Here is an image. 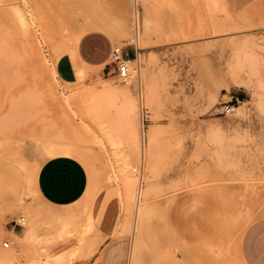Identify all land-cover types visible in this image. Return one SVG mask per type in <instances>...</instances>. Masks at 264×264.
Here are the masks:
<instances>
[{"label":"rangeland","instance_id":"rangeland-1","mask_svg":"<svg viewBox=\"0 0 264 264\" xmlns=\"http://www.w3.org/2000/svg\"><path fill=\"white\" fill-rule=\"evenodd\" d=\"M98 23L113 46L137 51L131 83L116 69L60 82L67 38ZM228 102L232 113H212ZM57 156L88 176L68 206L35 187ZM181 194L202 198L193 240L171 226ZM30 208L37 233L23 239L16 222ZM263 208L264 0L237 14L225 0H0V264H242L236 224Z\"/></svg>","mask_w":264,"mask_h":264},{"label":"crops","instance_id":"crops-1","mask_svg":"<svg viewBox=\"0 0 264 264\" xmlns=\"http://www.w3.org/2000/svg\"><path fill=\"white\" fill-rule=\"evenodd\" d=\"M254 0H225L229 12L241 13ZM71 36V34H70ZM70 36L66 41H69ZM112 41L101 31L84 34L76 49L63 53L54 63L58 80L64 84L77 81V70L83 69L91 75H109L115 67L109 62ZM127 59L135 58L137 51L121 47ZM88 176L81 161L74 157L57 156L45 159L35 175V187L48 203L68 206L83 197L87 189ZM202 198L198 195H178L170 208L171 226L183 238L193 240L197 215ZM239 242L240 255L245 264H264V217L253 220L244 230Z\"/></svg>","mask_w":264,"mask_h":264},{"label":"bare ground","instance_id":"bare-ground-1","mask_svg":"<svg viewBox=\"0 0 264 264\" xmlns=\"http://www.w3.org/2000/svg\"><path fill=\"white\" fill-rule=\"evenodd\" d=\"M225 11V10H224ZM93 29H98L99 31L100 30H103L104 31V27H103V25H101V24H97V25H92V24H89L88 26H86V27H79V28H77V30H75L74 32H73V34H72V36L70 37V39H69V41H68V50H75L76 49V45H77V42L79 41V39L84 35V34H86V33H88V32H90V31H92ZM61 50V49H60ZM59 55V54H58ZM134 60L133 59H128V62H133ZM54 69V68H53ZM137 69H138V67H137ZM41 73V72H40ZM53 73H55V72H53ZM38 79V78H37ZM34 81V80H33ZM39 81V79L37 80V82ZM31 83H32V81H30ZM40 84V83H39ZM33 85V83L31 84V87H33L32 86ZM36 85V84H35ZM29 87H30V84L28 85ZM30 87V88H31ZM29 88V89H30ZM34 88H37L36 86L34 87ZM3 89V88H2ZM29 89H28V91H29ZM44 89H45V87H44ZM43 89V90H44ZM120 90V89H119ZM118 89H115L114 87H112L111 85H103V88H102V91H104L105 93H109V92H111V93H115V92H117V91H119ZM31 91V90H30ZM44 92V91H43ZM90 92H96V87H92L91 88V90H90ZM30 93H32V92H30ZM72 93V92H71ZM126 93V92H125ZM128 94V93H127ZM126 95V94H125ZM129 96V95H128ZM124 97V96H123ZM17 99V98H16ZM23 99V98H22ZM128 99H130V98H128ZM127 99V100H128ZM13 101V100H12ZM17 100H15V102H16ZM24 101H25V104H27V101H29V100H27V98H25L24 99ZM134 103V102H133ZM132 102H130L129 103V107L131 108V106L133 105H135V103L133 104ZM17 105H18V103H17ZM25 106V105H24ZM27 107H28V105H26ZM15 107V106H14ZM135 108V107H134ZM132 109H133V107H132ZM137 111V110H136ZM241 111V108H239L238 109V112H240ZM133 112V111H132ZM137 114V113H136ZM129 127V126H128ZM136 133V132H135ZM135 136H137V135H135ZM136 138H138V136L136 137ZM135 141V140H134ZM137 142V141H136ZM133 145H135V144H133ZM136 146V145H135ZM138 147H139V145H137ZM135 148V147H134ZM142 154L144 155V153H143V146H142ZM148 152H149V149H148ZM120 165H122V167L121 168H119V170L120 169H122L121 170V172L123 171L124 172V174L127 176V173H129V171L131 172V170H129L128 171V164H127V162H126V160L125 159H123V161H122V163L120 164ZM120 167V166H119ZM130 169V168H129ZM133 169V168H132ZM128 171V172H127ZM126 172V173H125ZM121 175H122V173H121ZM130 175H132V174H130ZM122 176H124V175H122ZM133 176V175H132ZM135 180H136V178H135ZM126 181V180H125ZM127 183H133V179L130 177V176H128L127 177ZM140 192V191H139ZM138 192V193H139ZM211 197H213V196H211ZM214 198V197H213ZM213 201H214V199H213ZM214 205H215V203H214ZM19 206V205H18ZM20 207V206H19ZM142 207H143V205H142ZM21 209V208H20ZM139 209V208H138ZM21 211V210H20ZM26 211V210H25ZM142 211H143V209H142ZM216 212H217V210H216ZM26 213V212H25ZM141 213V212H140ZM144 213V212H143ZM240 213V212H239ZM260 213H262V214H264V208L263 209H261L260 210ZM23 214H24V212H23ZM23 214H22V216H23ZM218 215V214H217ZM22 216H19L18 217V221L19 222H23V224H24V227H25V232H24V236H23V239H31L34 235H36V233H37V223H38V218H37V214L36 213H34L33 212V210H32V208H30L29 209V212L27 213V215H26V217L25 218H23ZM219 216V215H218ZM245 218H243V219H241L237 224H236V237L238 238V246H237V249H236V256L238 257V259H239V261L242 263V264H245L244 262H243V260H242V258H241V255H240V250H239V242H240V239H242L241 238V236H242V234H243V232H244V230L246 229V227L249 225V222H250V220H251V213H246V216L245 215H243ZM218 218V217H217ZM144 221V220H143ZM146 221V220H145ZM147 222V221H146ZM222 222H224V221H222ZM219 224V223H218ZM41 227V226H40ZM216 227V226H215ZM214 227V228H215ZM218 227V226H217ZM216 227V228H217ZM216 231V230H215ZM147 232V231H146ZM213 233V232H212ZM218 234V233H217ZM210 236V235H209ZM226 236V235H225ZM208 237V236H207ZM212 237V236H211ZM205 238V237H204ZM209 238V237H208ZM207 238V239H208ZM221 238H224V237H222V234H221ZM212 247V246H211ZM151 248H152V246H151ZM164 249V248H163ZM206 249V248H205ZM208 249V248H207ZM215 249V248H214ZM217 250V249H216ZM220 250V249H219ZM213 252V251H212ZM214 253V252H213ZM171 254V253H170ZM179 254V253H178ZM216 255V254H215ZM8 257H10V255H7L6 256V260L8 259ZM38 264H41V262H40V260H38ZM53 263V262H52Z\"/></svg>","mask_w":264,"mask_h":264},{"label":"built area","instance_id":"built-area-1","mask_svg":"<svg viewBox=\"0 0 264 264\" xmlns=\"http://www.w3.org/2000/svg\"><path fill=\"white\" fill-rule=\"evenodd\" d=\"M110 59L115 66L120 81L125 85H129L131 83L132 76L129 73L128 59L122 55L121 47L114 46L112 48L110 52ZM235 108L236 104L233 102L219 103L212 108V113L217 116H226L232 113ZM149 117L150 113L147 109L140 106V129L142 142H144L143 135L145 131V124L149 121ZM20 223L21 224L16 222L17 225H23V222ZM2 247L4 249H8L10 247V242L4 241L2 243Z\"/></svg>","mask_w":264,"mask_h":264}]
</instances>
